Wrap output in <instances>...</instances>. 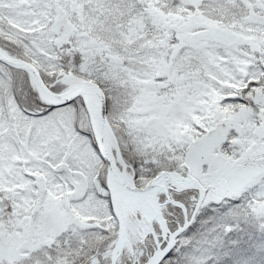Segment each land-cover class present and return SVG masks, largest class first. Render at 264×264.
Instances as JSON below:
<instances>
[{
  "label": "snow or ice",
  "instance_id": "6c2138e0",
  "mask_svg": "<svg viewBox=\"0 0 264 264\" xmlns=\"http://www.w3.org/2000/svg\"><path fill=\"white\" fill-rule=\"evenodd\" d=\"M0 264H264V0H0Z\"/></svg>",
  "mask_w": 264,
  "mask_h": 264
}]
</instances>
